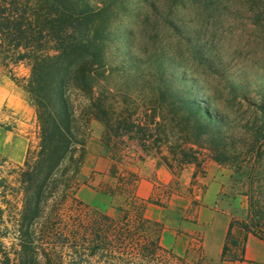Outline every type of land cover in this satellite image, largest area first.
Here are the masks:
<instances>
[{"label": "trees", "instance_id": "obj_1", "mask_svg": "<svg viewBox=\"0 0 264 264\" xmlns=\"http://www.w3.org/2000/svg\"><path fill=\"white\" fill-rule=\"evenodd\" d=\"M99 14L89 0H0V70L11 74L19 65L28 70L21 88L34 107L37 128L36 147L27 148L23 164L5 175L0 168V228L5 232L0 233V264H90L95 257L114 264L115 258L108 257L112 244L129 255V264H209L192 250L176 256L163 248L158 226L143 217V202L135 198L126 197L117 220L95 212L99 219L91 220L90 228L69 227L79 226L85 215L77 193L89 123L102 125L101 142L114 163L123 161L114 142L120 149L134 142L141 150L134 161L157 157L171 171L195 163L203 149L218 163L248 167L250 179L262 154L264 101H246L252 108L248 119L230 120L199 93L195 79L166 70L186 65L156 53L145 62H131L140 69L133 74L122 72L124 64L125 69H117L119 77L106 58L104 31L95 27ZM240 88L231 81V93ZM132 90L143 92L138 113L129 106ZM4 163L0 157V167ZM11 173L17 186L8 181ZM134 181L132 175L128 183ZM105 193L114 196L110 189ZM253 193L247 194V215L240 224L264 242L255 231L264 223V203ZM100 224L131 226L97 229ZM6 232L13 239L11 250L1 240Z\"/></svg>", "mask_w": 264, "mask_h": 264}, {"label": "rangeland", "instance_id": "obj_2", "mask_svg": "<svg viewBox=\"0 0 264 264\" xmlns=\"http://www.w3.org/2000/svg\"><path fill=\"white\" fill-rule=\"evenodd\" d=\"M89 1L96 9H100L95 27L104 31L106 58L119 77L124 64L126 69L124 67L122 72L133 74L139 68L134 69L131 62H145L152 53H156L186 65L185 68L172 64L166 70L175 76L195 79L201 88L199 93L230 120L237 118L242 122L248 119L252 108H247L246 101H264V95L259 92V89L264 90V0ZM143 69V74H146L148 68ZM27 74L28 70L22 65L14 68L11 74L0 70V157L5 159L0 167L1 175L17 170L23 164L27 148L30 146L32 151L37 144L34 107L21 88ZM231 81L241 84L235 94L230 91ZM129 93V106L133 105L132 111L137 112L142 109L139 102L142 94L139 93L143 92L132 90ZM102 131L99 122L90 121L84 161L79 172L81 185L77 193L78 199L84 204L85 215L80 219L79 226L69 225L74 230L90 228L91 220L99 219L94 216L95 212L117 220L118 208L126 197L134 198L128 180L134 175L129 164L137 156V145L131 142L126 148L120 149L114 142L113 148L117 147L115 153L123 158L121 163H114L103 148ZM260 146L261 158L254 166L250 179L248 167L231 161L218 163L207 151L199 149L197 160L192 163V171L197 174L199 181L203 177L205 179L200 181L201 184L198 183L197 188L204 185V180L219 177L225 185L228 206L232 205L234 194L245 196L247 201L250 191L264 203V140ZM14 178L15 174L11 173L8 181L17 186L12 182ZM165 188L168 194L179 193L176 185ZM109 189L114 193L113 197L105 193ZM0 206L4 208L1 203ZM233 213L244 219L247 215L241 214L239 210ZM6 217L7 213L3 219ZM129 226L100 224L97 229L113 230ZM149 228L155 232L154 226L150 225ZM149 228L144 226L141 229L149 233ZM255 231L257 235L264 236V223L258 224ZM0 233H5L2 227ZM141 233L137 237H142ZM6 235L1 240L6 250H11L13 239L8 232ZM108 249V257L115 258L114 264H129V255L122 247L112 244ZM198 253L199 249L193 255ZM103 259L95 257L90 264H105Z\"/></svg>", "mask_w": 264, "mask_h": 264}, {"label": "crops", "instance_id": "obj_3", "mask_svg": "<svg viewBox=\"0 0 264 264\" xmlns=\"http://www.w3.org/2000/svg\"><path fill=\"white\" fill-rule=\"evenodd\" d=\"M135 153L141 155L139 147ZM129 165L135 176L134 198L143 202V217L158 226L163 248L176 256L199 249L209 264H264L263 240L244 230L240 224L244 217L233 213H247L246 197L234 194L228 206L221 178L204 180L198 189L205 178L198 180L192 163L171 171L157 157L148 156ZM173 185L179 193H166L165 186Z\"/></svg>", "mask_w": 264, "mask_h": 264}, {"label": "built area", "instance_id": "obj_4", "mask_svg": "<svg viewBox=\"0 0 264 264\" xmlns=\"http://www.w3.org/2000/svg\"><path fill=\"white\" fill-rule=\"evenodd\" d=\"M262 237L264 238V236L262 235Z\"/></svg>", "mask_w": 264, "mask_h": 264}]
</instances>
